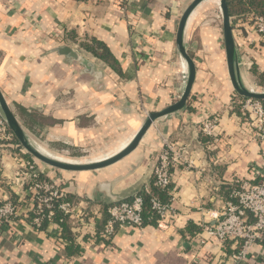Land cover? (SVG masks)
I'll return each mask as SVG.
<instances>
[{"label": "crops", "instance_id": "obj_1", "mask_svg": "<svg viewBox=\"0 0 264 264\" xmlns=\"http://www.w3.org/2000/svg\"><path fill=\"white\" fill-rule=\"evenodd\" d=\"M192 1L127 0L123 9L119 0H0V88L29 139L58 156L101 148L119 135L129 142L145 111L164 109L185 87L188 69L176 40ZM212 3L220 2L203 1L186 25L185 45L197 67L186 108L157 119L138 148L111 167L64 172L39 165L87 217L84 223L69 218L65 229L58 221L36 227L20 216L0 223V264H233L240 244H222L203 224L233 199L236 180L261 179L264 140L251 130L227 80L224 35L214 31L215 19L203 16ZM251 13L235 12L231 24L245 84L264 89L254 72L264 73V36ZM67 32L73 37L60 39ZM88 38L109 48L121 74L77 44ZM64 45L92 61L103 77L97 81L60 54ZM215 116L216 136L205 135L204 119ZM165 137L187 150L166 194L174 198L175 218L164 229L123 226L110 239L102 237L111 205L150 190ZM119 145L112 144L117 151ZM10 149L0 147V201L28 194L14 177L21 157L34 158ZM242 264H264V239Z\"/></svg>", "mask_w": 264, "mask_h": 264}, {"label": "built area", "instance_id": "obj_2", "mask_svg": "<svg viewBox=\"0 0 264 264\" xmlns=\"http://www.w3.org/2000/svg\"><path fill=\"white\" fill-rule=\"evenodd\" d=\"M82 2H97L100 0H81ZM123 9L127 8V0H119ZM220 5V4H219ZM250 19L256 24L257 31L264 36V16L251 14ZM66 35H60L64 39ZM241 111L249 118V126L252 131H257L264 140V100L245 98L240 101ZM217 117H206L203 121V133L208 136H216ZM14 134L8 127L3 114L0 111V147L11 148ZM163 146L160 148L156 162L153 166L155 185L163 191L171 194L174 182L175 169L186 161V147L177 145L163 138ZM6 150V149H3ZM22 163L16 170L14 182L19 185L27 195L13 201L10 198L0 201V223L10 224L15 219L23 217L30 219L36 227H41L44 220L52 219L56 207L64 216L84 223L87 212L73 201L66 198V193L60 185L52 180H43L40 177L45 174L35 160L20 158ZM237 186L233 191V199L228 201L222 211L210 213L211 222L203 224L204 231L218 239L222 244L229 241L240 244L239 249L231 258L233 264H242L247 258L251 247L264 239V172L258 182L252 178L236 180ZM149 191V190H148ZM174 198L169 202L154 197L152 209L158 215L157 226L166 228L176 216L173 207ZM109 220L101 233L102 237L110 239L116 232V227L134 226L143 228L144 199L141 195H135L131 200L113 204L108 209Z\"/></svg>", "mask_w": 264, "mask_h": 264}, {"label": "water", "instance_id": "obj_3", "mask_svg": "<svg viewBox=\"0 0 264 264\" xmlns=\"http://www.w3.org/2000/svg\"><path fill=\"white\" fill-rule=\"evenodd\" d=\"M205 0H193L189 7L183 13L178 27L177 32V48L181 53L182 58L187 64L188 69V78L187 83L184 89V92L180 99L169 106L165 107L160 111H154L149 113L142 123L138 132L134 135L132 140L120 151L117 153L105 157L101 160H95L91 162L79 163L72 161H65L55 157H51L48 154L42 152L39 149V146L36 145L33 141H31L19 122L17 116L14 111L11 109L8 101L6 100L1 88H0V111L3 114L6 123L14 136L19 141L20 145L26 149V151L32 155L33 158L38 159L42 163L59 170L70 171V172H79V171H95L98 169L109 167L123 158L130 155L134 152L147 131L151 128L152 124L159 118L176 114L183 109L186 108L188 104V100L190 98L196 76H197V67L195 60L187 51L185 45V30L186 25L189 20V17L193 13V11ZM219 4L222 10L223 15V35H224V45L226 51V60L229 77L233 86V89L243 98H252L257 100H264V91H255L254 89L249 88L243 79L241 74L240 65H239V57L237 53L236 42L233 34V28L231 24V15L229 12V8L227 5V0H219ZM57 51L65 55L72 62H78L84 66L85 71L90 75H93L97 81H99L103 77V73L100 70L95 69V64L89 59L85 58L81 55L76 49L71 46L64 45L57 48Z\"/></svg>", "mask_w": 264, "mask_h": 264}, {"label": "trees", "instance_id": "obj_4", "mask_svg": "<svg viewBox=\"0 0 264 264\" xmlns=\"http://www.w3.org/2000/svg\"><path fill=\"white\" fill-rule=\"evenodd\" d=\"M249 3V7L248 4ZM227 5L229 8L230 15L232 16L235 12H242L246 11L247 8L250 9L252 12L251 14H256V15H263L264 16V0H247V2L243 0H227ZM247 7V8H246ZM68 35H66L65 38H72L69 36L70 32H67ZM68 39V40H69ZM75 42V41H73ZM80 47L84 48L85 50L91 52L93 55H95L99 60L107 63L113 70L119 72L121 74L119 64L115 57L112 55L110 52L109 48L101 41L94 39V38H88L87 40L77 43ZM255 74L257 75L259 79V83L261 86L264 88V73L257 72L256 69L254 70ZM240 100L244 99L241 97H238ZM238 106H240L238 104ZM15 150H20L22 151V154L24 155H29L26 153L23 149H21V145L17 138L14 136L13 137V142L10 143ZM30 156V155H29ZM31 157V156H30ZM36 161V159H33ZM37 162V161H36ZM38 163V162H37ZM39 164V163H38ZM40 179L47 180V176L43 174ZM167 192L163 191L161 188L157 187L155 185L154 179L152 182V186L149 191H142L139 195H141L144 199V218H145V224H152V225H157V219L158 215L154 212L152 209V199L154 197L162 199L164 202H168V196L166 195ZM69 220L68 216H64L61 211L58 210L56 207L55 213L51 219V221H58L62 225H64V229L66 228V223ZM50 220H44L41 227H45L46 224ZM189 226V228H191ZM199 228L195 229L194 231L191 232H196L198 231Z\"/></svg>", "mask_w": 264, "mask_h": 264}, {"label": "rangeland", "instance_id": "obj_5", "mask_svg": "<svg viewBox=\"0 0 264 264\" xmlns=\"http://www.w3.org/2000/svg\"><path fill=\"white\" fill-rule=\"evenodd\" d=\"M220 5H218L217 3H212L211 5H209V8L206 10V13L204 14L203 13V16H206V18H208L211 22L212 19H215V21L213 22L214 24H216V26H214V31L216 33H219L220 37H221V33H223V28H222V24H223V15H222V10H221V7ZM218 24V25H217ZM187 78H188V72L187 74H184L183 75V81H184V85L186 86V83H187ZM228 82H230V84L232 85L231 83V80H230V77L228 76L227 78ZM184 87V86H183ZM233 87V86H232ZM252 88V87H251ZM184 88H182V90L178 93V96L175 97V99H173L171 101L170 104L178 101L180 99V97L182 96L183 92H184ZM254 89V88H252ZM255 91H264V89H254ZM234 91V94H235V97L238 98V97H241L240 95L237 94V92L233 89ZM243 98V97H241ZM245 99V98H244ZM241 101V100H240ZM240 103V102H239ZM240 107L239 109L241 108V104H239ZM151 112L149 111H145L144 115L145 117ZM122 135H119L118 137H113L112 139H110V141H108L107 143H105L101 148H96V149H88L86 152L84 153H80V154H75L73 155L72 152H65L66 154L64 156H58V155H54L52 153H50L49 151H47L46 149H43L42 147H39L40 150L46 152L47 154L53 156V157H56V158H59V159H63V160H66V161H72V162H79V163H85V162H91V161H95V160H101V159H104L105 157H108L110 155H113L116 153V151L118 149H116L117 147L116 146H112L113 143H117L118 145L121 144V140H117L119 137H121ZM116 140L118 142H116ZM132 140V139H131ZM130 140V141H131ZM128 141V140H126ZM129 141V142H130ZM128 142V143H129ZM127 142H124L122 143L121 145H119V151L121 149H123L127 144ZM126 144V145H125ZM125 145V146H124ZM124 146V147H123ZM21 149H23L26 153H28L26 151V149H24L22 146H21ZM118 152V151H117ZM29 154V153H28ZM30 155V154H29ZM32 156V155H30ZM36 159V158H34ZM36 161L40 164V165H46L44 163H42L41 161H39L38 159H36ZM114 165V164H113ZM111 165V166H113ZM109 166V167H111ZM108 168V167H106ZM102 169H105V168H102ZM102 169H98V170H95L96 171H100ZM61 171H64V170H61ZM64 172H67V171H64Z\"/></svg>", "mask_w": 264, "mask_h": 264}, {"label": "bare ground", "instance_id": "obj_6", "mask_svg": "<svg viewBox=\"0 0 264 264\" xmlns=\"http://www.w3.org/2000/svg\"><path fill=\"white\" fill-rule=\"evenodd\" d=\"M251 89H252V88H251ZM127 143H128V142H127ZM127 143H126V144H127ZM126 144H125V145H126ZM125 145H124V146H125ZM124 146H123V147H124ZM39 149H40V148H39ZM41 151H42V150H41ZM42 152H44V151H42ZM44 153H46V152H44ZM46 154H47V153H46ZM48 155H49V154H48ZM49 156H51V155H49ZM51 157H53V156H51ZM55 158H56V157H55ZM58 159H59V158H58ZM61 160H63V159H61ZM65 161H66V160H65Z\"/></svg>", "mask_w": 264, "mask_h": 264}]
</instances>
